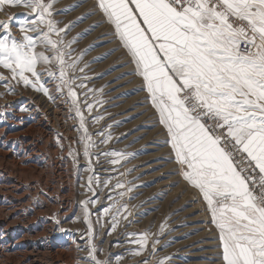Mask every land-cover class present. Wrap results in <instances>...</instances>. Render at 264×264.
<instances>
[{"label": "rangeland", "instance_id": "rangeland-1", "mask_svg": "<svg viewBox=\"0 0 264 264\" xmlns=\"http://www.w3.org/2000/svg\"><path fill=\"white\" fill-rule=\"evenodd\" d=\"M98 2L57 0L54 5L60 27L76 22L66 40L88 30L73 45V56L90 49L79 65L84 72H77L87 77L86 88L77 92L83 100L87 91L88 101L94 105L91 113L85 109L87 130L95 145L89 149L94 171L86 170L89 161L83 155V143L78 142L82 135L79 119L74 118L67 96L57 92L58 81L46 74L41 77L49 95L14 80L15 90L9 93L0 83V212L4 216L15 213L18 226L12 241L5 232L0 238L11 245L22 240L21 253L26 251L36 259L39 242L52 245L60 252L53 253L48 264L54 259V264H89L84 259L87 251L80 249H87L90 240L98 250L97 258L108 264H159L165 257L164 264H221L219 230L211 223L206 202L182 177L167 131L159 123L130 53ZM72 5L79 7L61 11ZM28 12L23 6L5 5L0 21L23 19L18 14ZM11 31L21 38L15 20ZM0 73L10 76L2 67ZM96 116L103 119L97 122ZM39 126L47 133H41ZM99 132L111 134L108 143H101L104 137ZM70 148L79 155H69ZM111 151L128 155L113 165L112 157L101 155ZM90 176L95 178L92 191L87 187ZM118 181L125 187H116ZM120 192L126 194L121 197ZM22 196L24 200L18 202ZM89 200L95 201L87 205L91 236L81 204ZM105 208L110 211L105 213ZM14 221H3L1 230ZM144 233L148 234L147 245L133 255L140 246L132 241Z\"/></svg>", "mask_w": 264, "mask_h": 264}, {"label": "snow or ice", "instance_id": "snow-or-ice-1", "mask_svg": "<svg viewBox=\"0 0 264 264\" xmlns=\"http://www.w3.org/2000/svg\"><path fill=\"white\" fill-rule=\"evenodd\" d=\"M56 3L0 0V11L5 5L30 10L18 14L23 19L0 21V67L10 73H0V83L9 93L15 90L14 80L49 95L41 77L46 74L58 81L57 92L67 96L74 118L79 119L78 142L89 161L86 170L94 171L89 149L95 145L85 116V109L91 113L94 105L87 91L83 100L77 92L86 88L87 77L77 72H84L79 65L90 49L73 56V45L88 30L66 40L76 22L60 27ZM75 7L79 5L61 11ZM98 7L130 53L167 131L182 177L206 202L211 223L219 230L221 264H264V0H99ZM13 20L22 33L20 39L11 31ZM101 119L94 117L97 122ZM97 135L104 137L101 143L111 139L110 133ZM69 155L79 153L70 148ZM101 155L112 157L110 163L115 165L128 154ZM94 179L89 177V191ZM116 187L125 185L118 181ZM90 203L95 201H81L91 236ZM132 242L140 246L133 255H139L148 234ZM80 250L87 251L84 259L89 264H108L97 258L91 240L87 249Z\"/></svg>", "mask_w": 264, "mask_h": 264}, {"label": "bare ground", "instance_id": "bare-ground-1", "mask_svg": "<svg viewBox=\"0 0 264 264\" xmlns=\"http://www.w3.org/2000/svg\"><path fill=\"white\" fill-rule=\"evenodd\" d=\"M35 126H37V125H35ZM34 126V127H35ZM36 128V127H35ZM38 129L40 130V132L41 133H43V134H45V133H47L46 131H45V127H41V126H39L38 127ZM38 129H37V131H38ZM16 143V142H15ZM29 147V146H28ZM36 147V145H34V147H33V149ZM21 149V148H20ZM25 149V148H24ZM26 151H28L27 150V146H26V149H25ZM32 150V149H31ZM26 153V152H25ZM3 162L5 161V160H2ZM22 171H24L26 174H27V171L25 170V169H22ZM2 173V172H1ZM24 196H22V199L21 200H19L18 202H21L22 200H24ZM14 208V207H13ZM13 219V220H15L13 223H14V225H9V226H7L6 228H4V230H1V227L4 225V223L5 222H7V221H9L10 219ZM3 221H5V222H3ZM12 222V221H11ZM10 222V223H11ZM12 223V224H13ZM17 224H16V215H15V213H12V212H8V213H6L5 214V216L3 215V213L2 212H0V234H3V232H5L4 234H7L9 237H10V241H12L13 240V237H11V234L13 233H16V232H18V229H17ZM2 236V235H1ZM4 236V235H3ZM12 236H14V235H12ZM25 240V239H24ZM4 242V243H3ZM0 243H2V245L0 246V264H17L16 263V261L19 263V261L18 260H20V256L19 255H22L23 253H21V251H23L21 248V246L19 245V244H21L22 243V240L18 243V245H19V247H18V245H16V244H9L7 241H5V239L4 238H0ZM5 243H7V244H5ZM42 243H44V242H39V245H40V252H39V258L37 257V259L36 258H33V256H31L30 255V253H28V252H24V254L22 255V261H21V263H25V264H48V262L50 261V258H51V256H52V254L54 253V254H56V255H58V253L60 252L58 249H54L55 247H53L52 245L51 246H49L47 243H44V244H42ZM24 246V245H23ZM26 247V246H25ZM51 247H53V249L51 248ZM50 249H52V250H50ZM15 253V254H14ZM9 254H11V255H13V258L12 259H10V258H6V255H9ZM54 257V256H53ZM60 258V257H59ZM57 259V258H56ZM53 260V259H52ZM58 260V259H57ZM54 261H55V259H54ZM54 261L52 262V264H54ZM20 264V263H19Z\"/></svg>", "mask_w": 264, "mask_h": 264}]
</instances>
